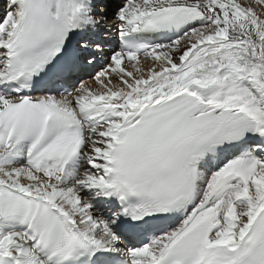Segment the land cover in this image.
Returning <instances> with one entry per match:
<instances>
[{"label": "snow or ice", "instance_id": "1", "mask_svg": "<svg viewBox=\"0 0 264 264\" xmlns=\"http://www.w3.org/2000/svg\"><path fill=\"white\" fill-rule=\"evenodd\" d=\"M0 264H264V0H0Z\"/></svg>", "mask_w": 264, "mask_h": 264}]
</instances>
